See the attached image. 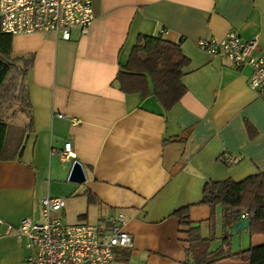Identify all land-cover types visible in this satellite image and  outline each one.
<instances>
[{
  "label": "crops",
  "instance_id": "obj_1",
  "mask_svg": "<svg viewBox=\"0 0 264 264\" xmlns=\"http://www.w3.org/2000/svg\"><path fill=\"white\" fill-rule=\"evenodd\" d=\"M93 11L88 31L74 29L68 40L54 32L11 35L9 57L26 74L16 108L0 97V264H28L24 241L5 227L35 219L45 196L65 197V223L105 228L123 214L134 247L115 249L120 264H192L188 227L175 214L184 207L204 238L214 213L211 251L264 246V235L250 236L249 225L238 223L245 218L226 227L219 206L201 203L208 182L264 172V96L247 86L250 67L237 69L196 45L233 31L257 38L264 56V0H93ZM139 35L180 43L189 60L186 92L169 110L153 94L122 92L115 79ZM66 142L76 159L62 162ZM229 155L239 163L228 166ZM75 161L86 176L78 184L69 180Z\"/></svg>",
  "mask_w": 264,
  "mask_h": 264
},
{
  "label": "built area",
  "instance_id": "obj_2",
  "mask_svg": "<svg viewBox=\"0 0 264 264\" xmlns=\"http://www.w3.org/2000/svg\"><path fill=\"white\" fill-rule=\"evenodd\" d=\"M93 13V0H0V31L10 35L54 32L68 40L74 29L88 31L95 20ZM196 45L237 69L250 67L247 86L264 96V56L256 53L257 38L243 39L232 31L221 39H198ZM59 158L62 162L76 159L70 142L63 145ZM240 159L229 155L226 162L233 166ZM65 206V197L45 196L35 219L25 217L5 227L7 234L24 241L28 264H120L115 249L134 247L123 214L111 217L105 228L89 221L71 224L59 215ZM247 217V212L241 213V218Z\"/></svg>",
  "mask_w": 264,
  "mask_h": 264
},
{
  "label": "trees",
  "instance_id": "obj_3",
  "mask_svg": "<svg viewBox=\"0 0 264 264\" xmlns=\"http://www.w3.org/2000/svg\"><path fill=\"white\" fill-rule=\"evenodd\" d=\"M180 43L170 42L160 36L139 35L133 47L130 59L123 70L115 77L122 92L140 93L143 97L153 94L165 110L171 109L186 92L182 83L183 68L189 64L188 58L180 50ZM12 49V36L0 31V88L15 68L17 60L9 57ZM28 60H24L27 65ZM17 69V68H16ZM21 74L20 94L24 89L26 69H19ZM152 85V90L150 88ZM17 95V96H18ZM5 124L0 122V135ZM252 135V129L249 128ZM0 141V153H2ZM202 194L201 203L221 208L224 226L231 227L236 223L242 211L249 217L248 231L250 236L264 235V172L249 176L241 181L224 179L208 182ZM89 197V201H91ZM189 208L184 207L175 214L180 223L187 226L189 235L188 252L192 264H217L223 259L234 261H251V264H264V246L247 248L236 253L224 255L219 251H211L210 244L214 238L215 215L210 217V233L208 238L202 236L200 227H192L189 219Z\"/></svg>",
  "mask_w": 264,
  "mask_h": 264
},
{
  "label": "rangeland",
  "instance_id": "obj_4",
  "mask_svg": "<svg viewBox=\"0 0 264 264\" xmlns=\"http://www.w3.org/2000/svg\"><path fill=\"white\" fill-rule=\"evenodd\" d=\"M20 69V68H19ZM19 69H10V74L4 81L3 90H2V102L8 103L11 107H17L20 103L16 100L15 95L20 91L21 74ZM23 93L21 92V95ZM22 104V103H21ZM69 223V222H67ZM92 223V222H91ZM93 224V223H92Z\"/></svg>",
  "mask_w": 264,
  "mask_h": 264
},
{
  "label": "water",
  "instance_id": "obj_5",
  "mask_svg": "<svg viewBox=\"0 0 264 264\" xmlns=\"http://www.w3.org/2000/svg\"><path fill=\"white\" fill-rule=\"evenodd\" d=\"M83 167L82 165L80 164V162L78 161H75L73 163V166H72V169H71V172L70 175H69V180L72 181V182H77L78 183H81L83 182L85 179H86V176H85V173L83 172ZM239 224L243 225H249V220L248 219H241L239 222Z\"/></svg>",
  "mask_w": 264,
  "mask_h": 264
}]
</instances>
